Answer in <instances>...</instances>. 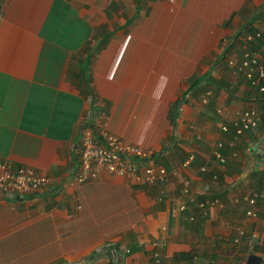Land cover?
I'll return each mask as SVG.
<instances>
[{"label": "crops", "instance_id": "obj_1", "mask_svg": "<svg viewBox=\"0 0 264 264\" xmlns=\"http://www.w3.org/2000/svg\"><path fill=\"white\" fill-rule=\"evenodd\" d=\"M250 31L264 40V0H0V161L50 181L0 196V264H233L237 228L252 243L264 216L235 201L264 188V93L228 65ZM249 109L257 127L234 135ZM96 119L167 182L74 184ZM185 183L221 206L204 217Z\"/></svg>", "mask_w": 264, "mask_h": 264}, {"label": "built area", "instance_id": "obj_2", "mask_svg": "<svg viewBox=\"0 0 264 264\" xmlns=\"http://www.w3.org/2000/svg\"><path fill=\"white\" fill-rule=\"evenodd\" d=\"M255 38H260V34H255ZM245 43L253 42L254 37H243ZM264 51V45L259 49ZM228 65L236 75L243 76L259 93H264V60L258 51H245L240 60L233 57L228 58ZM260 120L259 114L254 109H249L240 113L234 123L235 135H241L257 127ZM228 129L224 125L221 131ZM150 152L142 150L140 147L128 143L116 136L99 119H96L91 127H84L81 131L79 144L77 148L78 169L73 175L74 184L83 185L94 181L102 174L111 177H117L129 181L138 187H150L167 182L166 170L159 165L153 164L149 159ZM215 158L224 163V158L218 152L214 153ZM193 160L189 156L185 161L184 167ZM206 172V168L201 169ZM216 178V177H213ZM50 185L49 179L37 175L30 168H18L12 170L0 161V196L8 192L16 196H30L41 192ZM182 195L187 197L190 203H195L204 217L208 215L211 209L221 206L218 199H204L199 202L191 195L189 185L185 183L182 188ZM258 199H264V188L260 193L251 196H244L242 204L251 207L245 212L246 218H256V212L253 210ZM238 202L237 199H235ZM186 205L177 207L178 211H184ZM190 221L194 217L189 218ZM236 239L238 242L243 237L244 229L236 230ZM153 259L155 264H160V255L154 252Z\"/></svg>", "mask_w": 264, "mask_h": 264}, {"label": "rangeland", "instance_id": "obj_3", "mask_svg": "<svg viewBox=\"0 0 264 264\" xmlns=\"http://www.w3.org/2000/svg\"><path fill=\"white\" fill-rule=\"evenodd\" d=\"M260 204L263 203L260 202ZM260 217L261 218L259 219L261 220L257 222L259 224V228L256 233L258 234L256 238L252 239V243L248 241L250 236H247L245 239H243L240 244H234L233 242L231 243L230 252H236V259L234 260L233 264H245L247 256L252 254L262 257L263 261L261 264H264V216Z\"/></svg>", "mask_w": 264, "mask_h": 264}, {"label": "trees", "instance_id": "obj_4", "mask_svg": "<svg viewBox=\"0 0 264 264\" xmlns=\"http://www.w3.org/2000/svg\"><path fill=\"white\" fill-rule=\"evenodd\" d=\"M253 36L254 37V41L253 42H248V43H245V46H246V49H245V51H249V52H254V51H259L258 50V48H260V46L262 45V44H260V43H262L264 40H263V38H255L256 36H255V33H251V31L250 32H246V33H244L243 34V37H247V36ZM248 45V46H247ZM259 46V47H258ZM250 85V84H249ZM251 131V130H250ZM234 135H235V132H234ZM201 173L202 174H210L208 171H207V169H206V172H202L201 171ZM213 177H216L217 178V176L214 174L213 176H212V178ZM215 178V179H216ZM242 198L243 197H241L240 199L239 198H236L237 200H238V204H242ZM205 199H215V198H205ZM201 200H204L203 198L202 199H200L199 201H201ZM247 206V205H246ZM194 221V220H193ZM241 228V227H240ZM238 229V228H237ZM237 232V231H236ZM245 235V234H244ZM237 236V235H236ZM236 236L233 238V242H234V240L236 239ZM244 239V236L243 237H240L239 239H238V242L237 243H235V244H240L241 243V241Z\"/></svg>", "mask_w": 264, "mask_h": 264}, {"label": "water", "instance_id": "obj_5", "mask_svg": "<svg viewBox=\"0 0 264 264\" xmlns=\"http://www.w3.org/2000/svg\"><path fill=\"white\" fill-rule=\"evenodd\" d=\"M252 150L256 151V147L252 148ZM261 158L262 155H260L258 159L260 160ZM262 261V257L252 254L247 256L245 264H261Z\"/></svg>", "mask_w": 264, "mask_h": 264}]
</instances>
